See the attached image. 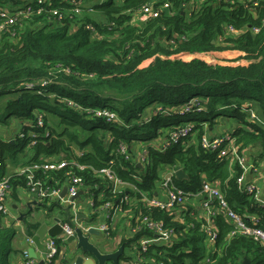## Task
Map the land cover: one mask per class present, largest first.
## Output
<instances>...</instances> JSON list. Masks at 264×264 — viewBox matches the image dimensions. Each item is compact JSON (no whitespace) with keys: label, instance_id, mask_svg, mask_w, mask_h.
<instances>
[{"label":"trees","instance_id":"trees-1","mask_svg":"<svg viewBox=\"0 0 264 264\" xmlns=\"http://www.w3.org/2000/svg\"><path fill=\"white\" fill-rule=\"evenodd\" d=\"M88 1L75 13L71 4L51 0L40 14L38 2L31 1L34 15L0 36V97L18 93L5 111L22 121L21 134L25 135L18 136L14 145L0 143L2 162L13 160L28 147V133L35 132L34 155L27 166L47 163L49 158L74 159L85 165L86 169L76 174L84 178L95 209L108 201L118 204L125 196L135 198L137 204L129 201L122 205L134 221L132 238L121 242L125 249L137 244L141 252V240L155 237L142 224L144 217L163 222L176 233L169 247L153 245L140 255L141 264H242L245 258L264 264L263 246L246 236L229 238L233 226L223 212L214 218L218 239L210 249L203 231L205 216L193 215V203L170 215L149 208L138 192L153 196L159 189L161 172L166 167H179L189 179H176L177 186L195 194L207 181L222 192L229 207L248 225H252L250 217L256 216L258 226L264 229V206L237 184L242 175L239 165L204 150L200 143L206 134L205 123L214 127L222 118L231 119L235 124L227 133L236 137L240 150L259 147V156L264 159V128L249 119L254 111L264 120V1L249 11L236 0H166L170 10L143 25L131 24L132 18L143 6L152 3L159 8L164 1L107 0L87 7ZM17 5L19 2L4 0L0 8ZM53 10L62 14L60 24L55 23ZM92 12L101 19L86 15ZM75 22L78 27L72 30ZM87 26H92L98 37ZM228 26L239 35L227 36ZM253 27H261V32L252 34ZM29 83L38 87L27 90ZM187 105L191 108L181 114ZM97 110L114 112L117 121L94 117L92 112ZM224 110L230 114H220ZM187 123L196 124L197 133L165 152L155 147L171 129ZM152 141L149 163L143 167L118 151L127 145L133 152L134 142ZM77 151H83V156L77 157ZM111 161L116 175L129 186L122 194L113 195L108 181L97 173ZM68 170L37 171L36 176L44 177L49 185L66 187ZM4 177L3 171L0 181ZM9 178L14 189L27 187L25 176ZM98 216L94 214L91 221ZM25 223L29 236L40 227ZM13 228H0V264H10V243L16 236ZM115 236L111 230L107 237ZM58 242L61 248L64 243ZM123 260H127L125 256Z\"/></svg>","mask_w":264,"mask_h":264},{"label":"built area","instance_id":"built-area-1","mask_svg":"<svg viewBox=\"0 0 264 264\" xmlns=\"http://www.w3.org/2000/svg\"><path fill=\"white\" fill-rule=\"evenodd\" d=\"M31 1L35 0H17L19 5L13 8H0V36L4 35L5 32H8L12 27L21 24L22 21L30 19L34 15V7H32ZM40 5V9L37 11V14H40L43 9V5L49 4L51 0H36ZM67 4L73 6V11L79 13L82 7L86 4L85 0H62ZM164 3L161 7L156 8L155 4H147L143 6L138 13L132 18L131 24H146L151 20L160 18L163 16L164 12L170 10L171 4L169 1L162 0ZM238 3L242 4L246 9L252 11L259 3L264 0H236ZM248 3H252L251 6H248ZM186 11L189 13L188 8L185 6ZM255 16L256 13H254ZM52 17L54 18L55 23L60 24L63 21L62 14L58 13V10H53L51 12ZM76 23V22H75ZM72 23V24H75ZM77 23L71 25V29L75 30ZM87 29L93 32V36L98 37L95 29L92 26H87ZM261 27H253L251 29L252 34L257 35L261 32ZM227 36L239 35V31L233 26H228L225 30ZM15 36V33L12 34ZM46 85L42 83L41 86ZM35 87H38L35 83H29L25 86L27 90H32ZM194 103L191 102L190 104ZM68 105H72L68 103ZM191 106L187 105L184 110H181L180 113H186L189 111ZM201 111V110H198ZM94 117L96 118H106L108 122L117 121V117L114 112L109 110L104 111H93ZM250 120L258 123L261 127L264 128V120L258 117L254 111H250ZM40 125H43L42 120L39 121ZM205 123L204 129L206 134L201 139V146L204 150L212 153H217L219 158H225L230 160L233 164L237 163L242 170V175L237 181V184L240 189L252 195L253 199L259 204L264 206V188L260 186L256 179H248L249 173L255 170V165L249 162L248 157L246 156L245 151H241L238 146L236 137L232 136L230 133H224L219 136H211L208 133L209 125ZM196 124L187 123L179 127L173 128L167 134V137L162 138L160 144H155V147L161 151H166L173 144H177L181 139H186L189 136H193L197 131H195ZM21 138L25 137L24 134L20 135ZM37 138V135H33L30 140L31 146L35 145L34 139ZM153 142V141H152ZM148 142L138 143L134 142L133 152L130 150V146L121 145L119 152L126 155V158L130 159L131 162L138 164L139 167H143L149 163L148 157V148L152 144ZM142 147V150L139 149L137 156H134V151L136 147ZM240 151L242 153H240ZM84 154L83 151H77L76 156L82 157ZM3 167V162L0 157V169ZM69 167L66 175L68 177L67 182V194L64 197H61L62 191L65 187L61 186L59 183L56 185H49L48 181L43 177H37V171H43V173L61 171ZM86 169L85 165L78 163L77 160L72 159V161L65 160H48L47 163L42 164H32L31 166H26L21 169V176L27 178V189L39 199L41 202H47L50 204L56 203L61 207L68 208L72 214V222H61L62 234L59 237L50 238L45 242V251H43V257L41 260L33 259L28 253V249H25L22 252L23 264H52L56 257L63 255V250L59 246V242L66 243L68 238L73 236L75 229L79 228L84 231H88L90 228L98 230L100 233L108 236L111 230H114V223L116 217L123 211L122 205L130 201L128 196L123 197L120 200V203L115 204L114 202L108 201L103 206L95 209V203L93 201V196L88 195L89 190L85 187V180L83 177L76 174V171H84ZM179 167H166L161 172V177L159 179L158 187L159 189L154 193L153 196H149L148 193H143L138 191L141 194L142 201L149 207L155 208L162 211H167L170 215H175L178 211L186 206L187 204H192L194 201L201 200V206L206 215V225L203 226V231L207 237L208 247L214 248L216 240L218 239V231L214 226V218L218 213L223 212L229 223L233 226V229L229 235V238L232 239L236 236H246L251 238L255 243L264 247V229L259 225L260 219L256 216L250 217L252 225H248L244 221V217L232 210L228 202L226 201L222 192L213 184L205 181L201 192L199 193H189L184 191L182 188L176 185V171ZM103 179L107 180L109 187L113 195L122 194L125 187L128 184L120 179L114 171V161H111L108 166L100 169L97 172ZM12 189V185L9 177H4L0 181V219L6 217L9 213V208L7 205V195ZM80 192H83L81 196L75 198ZM88 195L89 199L85 200L86 205L79 206L78 200L83 196ZM102 196V195H101ZM85 206V207H84ZM89 210H87V209ZM87 212L91 218L94 214L99 216L95 219H98V223L95 224V219L90 225H83L77 219L78 214L81 212ZM91 211V213H89ZM89 215L86 216L89 218ZM142 224L146 226L149 230L153 231L155 237L153 239L144 238L140 242L141 252H138L136 261L142 263L143 260L140 258L145 252H148L150 247L153 245H171L175 239L176 233L171 228H166L163 222H158L153 220L151 217H144L142 219ZM27 241L32 243V238L27 237ZM206 262H210V258L206 259ZM153 264H165L163 261Z\"/></svg>","mask_w":264,"mask_h":264},{"label":"crops","instance_id":"crops-1","mask_svg":"<svg viewBox=\"0 0 264 264\" xmlns=\"http://www.w3.org/2000/svg\"><path fill=\"white\" fill-rule=\"evenodd\" d=\"M107 0H89L87 3V7H94L96 5H100ZM86 15H91L93 19L100 20L101 17L97 12H92ZM14 98V97H13ZM12 98V99H13ZM8 103V102H7ZM235 124V122L231 119H220L214 127H208V133L211 136H219L224 133H227L228 130L232 129V126ZM2 127H0V143H6L14 145L16 143V138L18 135L22 132V121L15 117V122L11 126H7L5 123L0 124ZM207 125V124H206ZM33 137V135H38L35 132L28 133ZM153 143V142H152ZM146 144V142H144ZM31 147V148H30ZM31 145H29V148L26 150L25 155L27 157H20L18 154L14 157L13 160L11 159H5L3 162V167L0 169V174L3 175V171L6 174L7 177H12L13 175H19L21 169L25 168L27 166V162L30 161V159L33 157L34 153L32 151ZM140 147H136V150L134 151V156H137V153ZM246 156L248 154V160L249 162L253 163L255 165V170L251 171L249 173L248 179H256L258 184L264 188V159L260 158L259 156V147L251 148V151L245 150ZM55 158H49L47 160H54ZM84 195V194H83ZM86 196V195H85ZM84 197V196H83ZM82 199V198H81ZM86 200V198H85ZM132 204L136 203V199L130 200ZM31 205L34 212H36V221L33 222L30 220V217H26L24 221L20 220L21 214L26 212V206ZM137 204V203H136ZM200 201H194L193 206V215L196 214H202L205 216V212L201 206ZM7 205L9 208V213L6 217L0 219V228L3 226L6 227H14L16 231V236L12 239L10 243V247L12 249V252L9 256L10 264H23L22 260V252L25 249L34 247V243H29L27 241V237L33 238L32 236L27 235L26 232V221L30 224H37L41 227L42 224H44L48 218V216L51 214L55 217H58L61 219L62 222H72V214L69 211L67 213L65 210L68 208L65 207H58L55 210L54 208L49 210L47 207H49L51 204L47 203V206L44 205L43 202L39 201L36 196H34L26 187L18 186L16 189L12 187L10 192L7 195ZM85 207V206H84ZM89 210V209H87ZM91 213V211L89 212ZM82 218H78V220L83 225H90L92 224L91 216L87 212H81ZM89 215V218L86 216ZM79 216V214H78ZM85 219H84V218ZM99 221L98 219H95V224H97ZM39 227V228H40ZM133 227H134V221L131 218L130 215L127 216V213L122 211L120 214L116 217L115 223H114V232H116V236L113 238L112 241L106 242L101 241L100 236H91L90 240L98 246L103 252H114L116 251L120 246L121 242L124 239L132 238L133 235ZM120 232L127 233V235H120ZM49 239V237H46L44 242H46ZM165 247H169L170 245H164ZM61 248L63 250V255L58 257L56 259L54 264H74L75 262V256L72 254H68L69 244L64 243L61 245ZM38 259L41 260L43 257V251L37 250ZM138 255V246L137 244H134L130 246L129 248L125 249V257L126 261H121V264H141L138 261H136V257Z\"/></svg>","mask_w":264,"mask_h":264},{"label":"water","instance_id":"water-1","mask_svg":"<svg viewBox=\"0 0 264 264\" xmlns=\"http://www.w3.org/2000/svg\"><path fill=\"white\" fill-rule=\"evenodd\" d=\"M11 3L16 4L17 0H9ZM190 105V104H189ZM177 181L184 182L189 179V176L185 173L184 169H179L176 171L175 175ZM67 187L62 191L61 197L66 196ZM83 192H80L75 198L81 196ZM26 212L21 214L20 220L24 221L27 217H30V220L36 221V212H34L31 205L26 206ZM69 213V209L65 210ZM82 218V215L77 216ZM84 218V217H83ZM85 219V218H84ZM61 219L53 215H49L46 222L41 225L37 230L36 234L33 235L32 241L34 247L28 248V253L31 258L37 260L38 254L37 250L45 251V242L46 237L55 238L59 237L63 230L61 227ZM100 236L101 233L94 229L90 228L88 231L76 228L73 236L69 237L67 244H69L68 254L75 256L74 264H121V259L125 256V246L121 245L114 252H103L98 246H96L91 240V236ZM242 264H253L250 259L245 258Z\"/></svg>","mask_w":264,"mask_h":264},{"label":"rangeland","instance_id":"rangeland-1","mask_svg":"<svg viewBox=\"0 0 264 264\" xmlns=\"http://www.w3.org/2000/svg\"><path fill=\"white\" fill-rule=\"evenodd\" d=\"M3 2H4V0H0V3H3ZM9 7H12V6H9ZM16 95L18 96V93L15 92V93H7V94H4L3 96L0 97V124L1 123H5L9 127L15 122L14 116H10L9 113L7 111H5V107L7 105V102L11 101L13 97H17ZM220 114L229 115L230 111L229 110H224V111H221ZM65 115H68V114H65ZM0 127H2V126L0 125ZM20 135H21V133L18 136L20 137ZM20 139H21V137H20ZM146 143H148V142H146ZM28 148H29V145L24 150H20L18 155L20 157H27V155H25V153H26V150ZM141 150H142V148H141ZM247 156H248V154H247ZM85 198L89 199V196L88 195L84 196V197H82V199H79L77 201L79 206L86 205ZM57 206H58L57 204H53V205L51 204L49 207L50 208L53 207L56 210ZM120 235L121 236L127 235V233L120 232ZM99 238H100L101 241H106V242H110V241L113 240V239L108 238L103 233H101Z\"/></svg>","mask_w":264,"mask_h":264}]
</instances>
